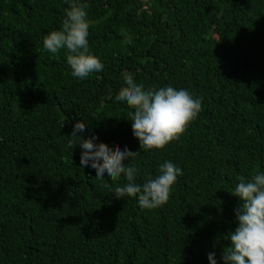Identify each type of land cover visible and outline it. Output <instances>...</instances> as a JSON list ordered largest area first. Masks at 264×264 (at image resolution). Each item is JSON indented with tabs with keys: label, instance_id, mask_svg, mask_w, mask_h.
Masks as SVG:
<instances>
[{
	"label": "trees",
	"instance_id": "16d2710c",
	"mask_svg": "<svg viewBox=\"0 0 264 264\" xmlns=\"http://www.w3.org/2000/svg\"><path fill=\"white\" fill-rule=\"evenodd\" d=\"M89 51L104 64L71 76L45 52L64 0H0V264H218L235 230L240 177L264 170V0H86ZM128 74L145 88L202 97L180 137L136 159L138 183L181 167L166 204L117 199L67 146L86 122L115 152L140 150L115 97Z\"/></svg>",
	"mask_w": 264,
	"mask_h": 264
},
{
	"label": "clouds",
	"instance_id": "9594fccd",
	"mask_svg": "<svg viewBox=\"0 0 264 264\" xmlns=\"http://www.w3.org/2000/svg\"><path fill=\"white\" fill-rule=\"evenodd\" d=\"M64 3L67 7L60 27L42 37L43 49L50 54L63 50L71 76L83 81L102 72L104 64L89 51L88 3L86 0H64ZM123 81L115 100L127 109L126 120L131 122L140 150L133 152L125 147L113 152L107 145L96 143V135L85 138L87 125L83 120L73 125L67 146L72 151L79 146L81 167L95 170V179L102 184L123 178L124 182L112 190L117 199L134 198L139 208L152 210L167 203L183 171L164 160L154 177L138 183L136 159L142 151L161 150L178 139L201 112L202 97L172 85L145 88L126 73ZM230 193L239 201L234 209L236 227L226 237L229 246L220 256V264H264V170L248 178L240 177ZM207 260L208 264H218L214 251L208 253Z\"/></svg>",
	"mask_w": 264,
	"mask_h": 264
}]
</instances>
